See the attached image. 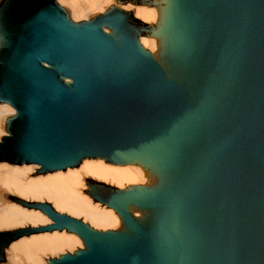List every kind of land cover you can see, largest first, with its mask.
Returning <instances> with one entry per match:
<instances>
[{
    "label": "water",
    "instance_id": "water-1",
    "mask_svg": "<svg viewBox=\"0 0 264 264\" xmlns=\"http://www.w3.org/2000/svg\"><path fill=\"white\" fill-rule=\"evenodd\" d=\"M166 6L159 28L119 9L75 23L48 1L3 27L0 100L18 110L3 159L44 171L86 157L140 161L161 177L126 190L92 184L122 216L120 231L47 204L55 223L41 230L67 228L86 244L51 264H264V0ZM143 34L167 39L168 68Z\"/></svg>",
    "mask_w": 264,
    "mask_h": 264
},
{
    "label": "bare ground",
    "instance_id": "bare-ground-1",
    "mask_svg": "<svg viewBox=\"0 0 264 264\" xmlns=\"http://www.w3.org/2000/svg\"><path fill=\"white\" fill-rule=\"evenodd\" d=\"M56 1L75 23L91 21L119 9L159 28L167 14V0ZM104 29L114 33L111 28ZM139 42L156 60L169 67L168 41L164 36L143 34L139 36ZM7 44L8 36L0 28V50ZM65 80L71 82L69 78ZM17 115L14 105L8 101L0 102V142L10 135V122ZM96 182L116 190H126L137 185H160L161 177L156 168L140 161L122 164L104 157H86L78 164L52 171H44L39 163L0 160V233L2 242L8 245V262L51 264L52 259L86 249L84 239L67 228L41 230L55 223L47 204L56 212L80 219L97 230H124L122 216L113 207L93 197L90 189ZM130 211L137 219L148 215V211L135 205L130 206Z\"/></svg>",
    "mask_w": 264,
    "mask_h": 264
},
{
    "label": "rangeland",
    "instance_id": "rangeland-1",
    "mask_svg": "<svg viewBox=\"0 0 264 264\" xmlns=\"http://www.w3.org/2000/svg\"><path fill=\"white\" fill-rule=\"evenodd\" d=\"M43 1L53 2L57 6H60L56 0H23L22 3H18L17 0H3L0 2V14L11 18L12 23L10 26H8L9 28V27H12L14 23L18 22L23 17V15L28 13V11H30L32 8L37 6V4ZM64 12L66 13V15L70 17L69 13L66 10H64ZM5 53H6L5 50L3 49L0 50V61L3 60ZM0 102H3V101L0 100ZM3 141L0 142V160H3V157L1 156V145ZM2 241H3V236H2V233H0V264H10L6 257V248L8 245L7 243H4Z\"/></svg>",
    "mask_w": 264,
    "mask_h": 264
},
{
    "label": "snow or ice",
    "instance_id": "snow-or-ice-1",
    "mask_svg": "<svg viewBox=\"0 0 264 264\" xmlns=\"http://www.w3.org/2000/svg\"><path fill=\"white\" fill-rule=\"evenodd\" d=\"M18 3H22L23 0H17ZM12 23L11 18L6 17L5 15L0 14V28L8 27Z\"/></svg>",
    "mask_w": 264,
    "mask_h": 264
}]
</instances>
